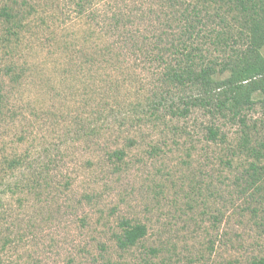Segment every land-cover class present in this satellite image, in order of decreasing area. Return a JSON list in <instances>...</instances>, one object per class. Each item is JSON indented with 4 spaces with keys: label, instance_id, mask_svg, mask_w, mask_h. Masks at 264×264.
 Masks as SVG:
<instances>
[{
    "label": "rangeland",
    "instance_id": "374dc122",
    "mask_svg": "<svg viewBox=\"0 0 264 264\" xmlns=\"http://www.w3.org/2000/svg\"><path fill=\"white\" fill-rule=\"evenodd\" d=\"M81 1L0 0V8L18 13L15 24L0 18V37L9 28L18 31L6 46L0 43V85L8 105L0 160L27 151L32 159L31 167L13 172L0 167V264L264 259V156L250 150L264 154L262 103L237 113L193 107L185 117L152 114V87L165 89V83L154 75L157 63L143 53L149 41L140 40L150 36V25L162 29L161 6L155 0ZM116 9L133 18L144 13V20L117 28L111 21ZM129 32L135 42L126 44ZM12 67L22 76L18 83L4 74ZM116 77L125 83L109 89ZM138 101L144 106L136 108ZM136 110L143 112L138 123ZM98 111L127 115L126 124L114 119L104 131L87 134ZM211 124L224 138L208 139ZM117 149L125 151L122 159L110 157ZM43 150L49 156L42 157ZM44 160H52L49 170L38 163ZM253 171L261 178L254 185ZM27 176L32 186L9 190ZM124 220L148 230L127 248L117 239Z\"/></svg>",
    "mask_w": 264,
    "mask_h": 264
},
{
    "label": "trees",
    "instance_id": "16d2710c",
    "mask_svg": "<svg viewBox=\"0 0 264 264\" xmlns=\"http://www.w3.org/2000/svg\"><path fill=\"white\" fill-rule=\"evenodd\" d=\"M155 2L161 6L163 11V15L158 17L162 29L159 30V27L152 24L147 29L151 33L150 36L140 40L144 44L149 41L143 53L149 57L151 65L157 63L154 75L158 76L156 79L159 82L164 81L165 83V89H161L159 85V87H152L155 95L153 98L150 97L151 101L148 103L152 114L164 110L165 116L185 117L193 107H203L210 112L214 109L219 112L231 110L237 113L241 106L250 109L256 103H262L264 108V55L262 53L264 0H155ZM17 14L8 6L0 8V18H4L7 23L15 24L13 19L17 17ZM144 15V13L139 15L135 13V18H133L131 14L127 15L116 9L111 21L116 23L117 28L126 27L133 19L143 21ZM137 31L139 33V30ZM130 32L131 36L128 35L124 41L126 44L130 41L135 42L133 37L136 35ZM17 35V30L9 28L5 37H0V43L6 46V42H11L10 38L12 36L16 38ZM12 64L15 65L13 60ZM6 72L4 74L12 75L11 79L16 83L22 77L20 72L18 74L13 67ZM133 76L135 75L130 73L129 78ZM120 78H111L109 89H119L125 83ZM93 92L94 94L91 93L89 96L90 100L97 94V90ZM255 94L260 95L257 102L254 100ZM4 99H7V94L2 96L0 85V123L7 117L8 112L6 111L8 105ZM103 100L107 104L110 101L105 98ZM136 103V108L144 106L140 101ZM14 113H8V117ZM142 115L143 112L136 110L133 114L134 120L137 123L141 122ZM126 116L123 114L108 116L105 111L102 113L98 111L97 118L91 120L88 125L92 130L87 134L95 135L101 130L104 131L105 128L115 123L114 119H118L119 123L124 125ZM109 117L113 119L110 120ZM241 120L245 122L244 118ZM206 128L208 139L217 141L224 138L219 127L211 124ZM82 130L84 128L79 129V131ZM261 145L264 148V143ZM250 150L257 158L264 156L259 152L260 150L254 148ZM29 154L27 151L21 155L17 152L10 156L3 155L0 167L12 172L19 167H31L32 159L29 158ZM44 156H49V154H44L43 150L42 157ZM112 156L122 159L125 151L114 150L110 154V157ZM51 161L44 160L38 163L42 164L45 170H49ZM257 167L256 164H252L254 171ZM254 171L252 175L254 174L255 177L257 172ZM33 174L36 176L35 172ZM258 180L261 178L256 176L253 185ZM23 186L26 188L32 186L28 176L25 184L14 181V185L10 184L8 187L9 190H13ZM121 226L123 232L117 239L122 248L135 245L148 232L146 225L132 224L127 220L122 221ZM253 264H264V259L253 261Z\"/></svg>",
    "mask_w": 264,
    "mask_h": 264
}]
</instances>
